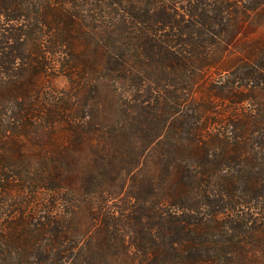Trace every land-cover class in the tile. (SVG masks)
I'll use <instances>...</instances> for the list:
<instances>
[{"label":"trees","instance_id":"1","mask_svg":"<svg viewBox=\"0 0 264 264\" xmlns=\"http://www.w3.org/2000/svg\"><path fill=\"white\" fill-rule=\"evenodd\" d=\"M0 264H264V0H0Z\"/></svg>","mask_w":264,"mask_h":264},{"label":"rangeland","instance_id":"2","mask_svg":"<svg viewBox=\"0 0 264 264\" xmlns=\"http://www.w3.org/2000/svg\"><path fill=\"white\" fill-rule=\"evenodd\" d=\"M65 84H66V81H65V79L62 78V77H58V78H56L55 81H54V85L57 86V87H60V88H61V87H64ZM57 134H58V136L60 137V133H57ZM50 142H51V141H50ZM45 143H46L47 146L49 145L48 142H45Z\"/></svg>","mask_w":264,"mask_h":264}]
</instances>
